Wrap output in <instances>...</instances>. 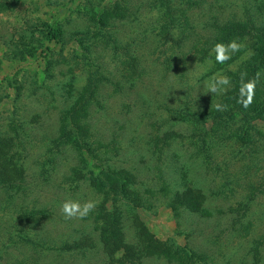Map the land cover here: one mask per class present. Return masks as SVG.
<instances>
[{
    "label": "rangeland",
    "instance_id": "1",
    "mask_svg": "<svg viewBox=\"0 0 264 264\" xmlns=\"http://www.w3.org/2000/svg\"><path fill=\"white\" fill-rule=\"evenodd\" d=\"M241 1H229L235 14ZM161 6L0 0V138L15 154L3 163L0 150V264H264L263 119L249 126L235 114L212 126L188 117L233 108L240 81L219 95L207 89L225 70L248 75L246 47L233 64L212 52L201 61L198 9L188 13L190 41L173 39L176 27L163 44L153 33ZM77 116L91 132L80 145ZM67 199L97 206L66 220ZM116 224L136 244L130 252L118 247ZM76 241L84 246L71 249Z\"/></svg>",
    "mask_w": 264,
    "mask_h": 264
},
{
    "label": "trees",
    "instance_id": "2",
    "mask_svg": "<svg viewBox=\"0 0 264 264\" xmlns=\"http://www.w3.org/2000/svg\"><path fill=\"white\" fill-rule=\"evenodd\" d=\"M161 7L163 8V12H159L160 21L157 24L163 23V27L159 28V32L156 33L155 29L153 33H155L156 37H163V44L165 43L166 37H169L168 34L170 32H174L173 29L177 27L176 30L181 29V37L175 38L177 42L180 41H190L189 38L193 37L190 33L193 32V26L190 23L189 14L190 10H201V14L199 15L201 19H203L202 24L204 25L203 30L197 34V42L200 39H203L204 46H202V50L197 53L201 61L206 60V58L211 54V49L217 42L228 43L232 40H236L240 46L246 47V54L247 61L249 62L248 67V75H246L245 79H252L257 78V86L255 89V95L258 94L259 101H253L254 105V112L252 114L248 113L246 108L242 107L240 103H238L239 98V90L236 94V100L234 103L233 108L227 109L226 111H217L215 110L211 116L205 113L197 114L191 113L188 114V117L192 119L191 121L201 122L202 124H208L211 122L212 126H216L221 123H230L234 121V115L238 114L241 115L243 122L247 123L249 126H253L255 121H259L263 119L264 121V0H242L241 5L239 6L242 10L241 14H235V4H229L230 0H157ZM239 10V9H238ZM231 12V13H229ZM234 14H233V13ZM184 23L185 26L180 28V25ZM48 35L51 37V40L61 42L63 40L62 32H58L55 28H49ZM84 37V35H83ZM255 41L256 44L251 46V48H247V41ZM246 43V44H245ZM158 48H156L157 50ZM194 47L191 49L189 48L190 52H194ZM183 54V51H182ZM190 55V54H188ZM212 55H214L212 53ZM243 55L242 51H237L231 54V59L228 60V64H233L235 61L238 60L239 57ZM124 56L128 59L132 60V64L130 66L133 69L135 62L138 61V57L135 54H131L129 52H124ZM88 57V56H87ZM91 60L92 58L89 57ZM230 61V62H229ZM168 70L174 66L175 59L168 60ZM139 66V61H138ZM227 67V66H226ZM246 67V66H244ZM247 68V67H246ZM173 69V68H172ZM242 71H233V70H225L224 75L231 78V82L237 80L240 81ZM244 73V72H243ZM240 75V76H239ZM255 98V97H254ZM256 99V98H255ZM221 104L225 105L224 102ZM81 117L77 116V120L73 127V133L76 135L73 137L72 141L77 143L78 145L82 144L85 141V137L88 136L90 132V128H88V124L85 126L84 124L80 125ZM249 140L248 134H245ZM245 135H238L237 139L239 141L245 140ZM84 136V137H83ZM5 137L0 138V150L3 149V163H14L13 157L14 153L9 156V151L6 150V145L8 142H5ZM246 144V143H245ZM2 153V152H1ZM2 167L0 166V169ZM6 169L3 170V172ZM9 179V178H8ZM120 189L122 193H127L128 188L121 184L120 182ZM191 193H197L201 198H204V195L201 190L190 188L186 190ZM185 193V192H184ZM182 195V194H179ZM249 199V198H248ZM251 200V198L249 199ZM117 225V224H116ZM117 234L120 236V249H125L128 252L131 249L136 247V244L127 243L125 242V233L122 230L120 224L117 225L116 228ZM104 233L101 232V236L103 237ZM81 242V241H79ZM74 242L71 246V249H79L82 248L84 245L83 243ZM107 242H104V244ZM106 245L104 248L106 249ZM143 247V246H142ZM147 247V246H144ZM107 250V249H106ZM109 255L112 256V251H107ZM134 256L137 253H132ZM142 255L138 256V259ZM130 258V255L128 256Z\"/></svg>",
    "mask_w": 264,
    "mask_h": 264
},
{
    "label": "clouds",
    "instance_id": "3",
    "mask_svg": "<svg viewBox=\"0 0 264 264\" xmlns=\"http://www.w3.org/2000/svg\"><path fill=\"white\" fill-rule=\"evenodd\" d=\"M240 50V44L236 40L228 43L217 42L211 52L215 56L217 63L223 64L231 59V54ZM246 74H241L238 103L244 108L250 107L255 96L257 86V78L245 79ZM231 87V78L226 75L215 77L208 86V93L213 95L223 94ZM217 111H226L227 105L217 103L215 105ZM97 204L93 200L84 201L67 199L60 206V212L66 220H83L92 213Z\"/></svg>",
    "mask_w": 264,
    "mask_h": 264
}]
</instances>
